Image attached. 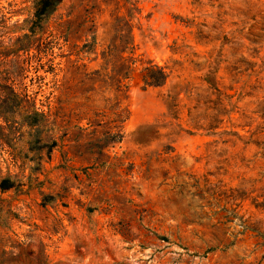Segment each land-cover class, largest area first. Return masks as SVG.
<instances>
[{
    "label": "rangeland",
    "instance_id": "obj_1",
    "mask_svg": "<svg viewBox=\"0 0 264 264\" xmlns=\"http://www.w3.org/2000/svg\"><path fill=\"white\" fill-rule=\"evenodd\" d=\"M0 0V264H264V0Z\"/></svg>",
    "mask_w": 264,
    "mask_h": 264
},
{
    "label": "trees",
    "instance_id": "obj_2",
    "mask_svg": "<svg viewBox=\"0 0 264 264\" xmlns=\"http://www.w3.org/2000/svg\"><path fill=\"white\" fill-rule=\"evenodd\" d=\"M62 0H39L38 5L41 7L38 11L37 18L43 19L47 15L48 9H54Z\"/></svg>",
    "mask_w": 264,
    "mask_h": 264
}]
</instances>
